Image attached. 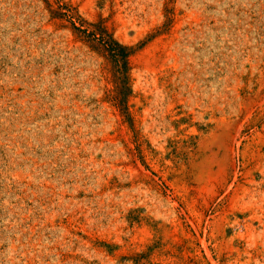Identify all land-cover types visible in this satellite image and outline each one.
I'll return each mask as SVG.
<instances>
[{"label":"rangeland","instance_id":"obj_1","mask_svg":"<svg viewBox=\"0 0 264 264\" xmlns=\"http://www.w3.org/2000/svg\"><path fill=\"white\" fill-rule=\"evenodd\" d=\"M0 264H264V0H0Z\"/></svg>","mask_w":264,"mask_h":264},{"label":"trees","instance_id":"obj_2","mask_svg":"<svg viewBox=\"0 0 264 264\" xmlns=\"http://www.w3.org/2000/svg\"><path fill=\"white\" fill-rule=\"evenodd\" d=\"M80 32L86 34V37L90 38L92 41L97 42L106 53L114 71L117 90V97L115 98L117 107L126 120L131 123V116L126 101L130 94L128 86V60L132 54V49L119 44L103 30L96 29L91 32Z\"/></svg>","mask_w":264,"mask_h":264}]
</instances>
